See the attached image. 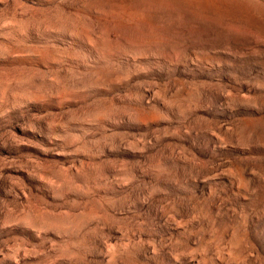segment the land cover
<instances>
[{
  "label": "rangeland",
  "instance_id": "obj_1",
  "mask_svg": "<svg viewBox=\"0 0 264 264\" xmlns=\"http://www.w3.org/2000/svg\"><path fill=\"white\" fill-rule=\"evenodd\" d=\"M0 264H264V0H0Z\"/></svg>",
  "mask_w": 264,
  "mask_h": 264
}]
</instances>
